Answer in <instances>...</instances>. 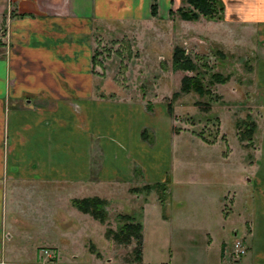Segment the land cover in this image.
Returning a JSON list of instances; mask_svg holds the SVG:
<instances>
[{"label": "crops", "instance_id": "0c3cea01", "mask_svg": "<svg viewBox=\"0 0 264 264\" xmlns=\"http://www.w3.org/2000/svg\"><path fill=\"white\" fill-rule=\"evenodd\" d=\"M221 1L222 17H203L204 22H228L240 42L255 35L264 45V0ZM156 3L157 14L152 15V0H0V264H42V246L55 251L57 264H101L100 254L93 251L82 261L79 249L85 237L93 239L95 234L105 238L96 243L99 253L110 251L106 224L77 208L72 199L104 198L109 215L110 189L129 190L139 175L142 182L163 181L169 172L170 206L176 209L179 200L173 195L174 183L188 185L189 193L197 183L208 189L193 197L202 211L179 212L173 218L150 191L156 201L154 216L159 217L155 223L170 236L184 237L181 244L186 241V246L170 247L165 262L157 250L154 255L146 252V214L152 205V198L146 197L140 212L142 255L135 264H264V122L254 158L239 164L235 179L244 183L237 188L239 196L227 185L229 194L219 195L216 187L227 167L179 165L172 154L178 133L162 105L148 110L142 99L98 91L94 28L154 16L167 19L182 1ZM252 78L264 97V50L254 58ZM257 104L264 107V99ZM162 152L168 156L166 166ZM210 202L212 210L204 206ZM218 235L224 238L217 241ZM235 237L246 252L230 261L227 253Z\"/></svg>", "mask_w": 264, "mask_h": 264}, {"label": "rangeland", "instance_id": "374dc122", "mask_svg": "<svg viewBox=\"0 0 264 264\" xmlns=\"http://www.w3.org/2000/svg\"><path fill=\"white\" fill-rule=\"evenodd\" d=\"M180 5H186V3L182 1ZM203 17L201 15L197 21H187L174 11L167 19L154 16L140 22H112L95 27L93 42L97 59L94 63L96 84H99V92L107 91L112 96H122L132 100L142 99L146 101L148 110H151L154 104L158 107L156 110L162 105L172 120L174 132L178 133V145L172 154L179 165H185L189 169L198 166L199 170H204L203 166L209 164L225 165L227 167L225 177H222V183L216 188L219 195L222 192L226 194L229 192L225 188L227 185L231 188L230 192H235V196L238 197L237 188L241 190L244 185L235 179V176H239V164L248 163L254 158L253 151L256 150L264 122V107H258L259 104H257V101L263 100L264 97L262 94L259 95L258 86L252 78L254 58L263 53L264 45L259 43L255 35L248 37V42H240L234 34V25L230 27L231 24L228 22L206 23ZM177 45L183 47L195 62V70L173 68L172 52ZM185 74H197L202 91L191 88L188 92H182L181 78ZM215 74H220L224 80L215 78ZM102 85L107 89L103 88V90ZM175 92L177 94H174ZM167 104L171 106L167 107ZM251 120L259 125V129L256 124L249 137L245 128ZM161 161L164 166L168 164L166 152H162ZM257 163L260 164V162ZM243 172L247 175L251 174L249 171ZM170 174L169 172V176L162 179L166 182L165 189L161 187L149 189L151 193L156 192L162 211L173 218L179 212L200 213L202 205L194 203L193 197L205 195L208 192L207 187L196 183L191 186L197 187L189 193L188 185L174 183L173 195L179 198L175 202L177 208L174 209L167 202L169 196L167 179ZM139 176H136L129 185L130 187L139 186V191L134 192L119 187L110 189L109 194V190H102L110 195V214H107L104 222L111 230L117 231L125 220L118 216L120 213H131L140 219L139 214L144 205L142 202L146 197L152 198V194L148 195L150 191L142 187L146 182H142ZM247 183L251 185L252 180ZM221 198L223 201L225 196L222 195ZM150 202L152 205H148L146 214L145 230L148 238L146 252L154 255L157 250V257L165 262L170 254V247L172 249H177L178 246L184 247L186 241L181 244L184 237L170 236L169 230L155 223V221L159 223V217L154 216L157 211L153 203L156 201L152 198ZM204 206L212 210L214 203L210 202ZM218 206L222 214L220 210L222 202ZM228 207V204L224 206L225 209ZM238 208V206L233 208L234 216L237 215ZM222 238H224L222 235H218L216 240L220 241ZM236 239L238 238L235 237L232 240L228 249L230 261L234 260L232 252L235 249ZM228 240L226 238V241ZM100 241L104 243L105 238L100 236L98 239L95 234L93 239L89 237L83 239L84 248L79 247L82 261L86 260L89 253L93 251L100 254L101 264H135L137 262L136 252L133 251L135 246L133 238L129 242L117 241L110 234V251L100 250L103 254L99 253L95 247ZM78 243L81 244V242ZM159 244L163 245L161 251ZM109 254L110 261L106 262L105 257ZM40 255L42 257L43 252ZM161 260L157 263L169 264L161 263ZM53 261L57 263L55 259ZM190 262L196 261L190 260Z\"/></svg>", "mask_w": 264, "mask_h": 264}, {"label": "trees", "instance_id": "16d2710c", "mask_svg": "<svg viewBox=\"0 0 264 264\" xmlns=\"http://www.w3.org/2000/svg\"><path fill=\"white\" fill-rule=\"evenodd\" d=\"M157 0H152L151 11L152 15L157 14ZM186 3V5H179L175 11L178 12L179 16L183 19L195 20L199 16H204L207 18H221L222 11L224 9L223 3L221 0H181ZM94 61L97 62L96 53L94 52ZM172 65L173 68L182 69L186 71L195 70L196 64L185 52L183 47L175 46L172 52ZM215 78L219 80H224L220 74H215ZM196 89L197 91H202V85L200 78L197 74H185L181 78L180 90L182 92H188L190 89ZM174 94H177L176 92ZM171 105L167 104V107ZM256 124L253 120L250 121V124L246 126L245 132L247 136H251ZM136 172L138 168L135 169ZM139 171V170H138ZM165 181H158L154 183H145L142 187L147 188V191H150V188L158 189L161 187L165 189ZM131 191H139V186H131L129 188ZM72 203L84 212L90 213L93 217L99 219L101 222L106 221L107 210L106 205L107 201L104 198L99 196H87L82 198H73ZM140 215V214H139ZM125 220L120 224V227L117 231L111 230L109 226L105 229V234L107 236L112 235L113 239L117 241H126L129 242L133 238L135 240V246L133 251L136 252V261H139L141 258V245H142V222L140 219H137L135 215L130 213H120L118 215Z\"/></svg>", "mask_w": 264, "mask_h": 264}, {"label": "built area", "instance_id": "2783aa9c", "mask_svg": "<svg viewBox=\"0 0 264 264\" xmlns=\"http://www.w3.org/2000/svg\"><path fill=\"white\" fill-rule=\"evenodd\" d=\"M235 249L232 252V256L234 258H239L242 254H244L246 252V248L245 246L242 244L241 240L236 239L235 240ZM41 252L45 253L47 261L42 263V264H57L53 261V259H55V251L49 247H44L41 249ZM50 260V261H49Z\"/></svg>", "mask_w": 264, "mask_h": 264}]
</instances>
